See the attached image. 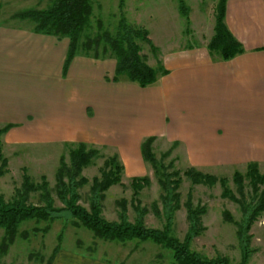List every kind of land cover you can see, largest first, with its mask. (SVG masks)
Segmentation results:
<instances>
[{
	"label": "crops",
	"instance_id": "1",
	"mask_svg": "<svg viewBox=\"0 0 264 264\" xmlns=\"http://www.w3.org/2000/svg\"><path fill=\"white\" fill-rule=\"evenodd\" d=\"M27 1L0 0L1 147L82 143L116 155L121 176L130 179L148 175L140 145L153 138L152 148L174 144L187 168L237 172L255 164L264 176V0L225 1L223 23L242 49L225 61L206 49L211 12L198 24L190 13L187 38H168L169 47L146 60L166 73L143 88L124 76L111 80L109 53L76 51L64 67L66 37L35 32L32 22L13 17L36 8ZM51 264L116 263L60 248Z\"/></svg>",
	"mask_w": 264,
	"mask_h": 264
},
{
	"label": "trees",
	"instance_id": "2",
	"mask_svg": "<svg viewBox=\"0 0 264 264\" xmlns=\"http://www.w3.org/2000/svg\"><path fill=\"white\" fill-rule=\"evenodd\" d=\"M93 0H52L48 7L38 9H25L13 15V17L29 20L33 23V30L55 37H66L68 40L64 67L68 64L76 51L85 54L91 53L94 58L107 53L115 60L112 81H117L124 76L129 82L138 87L151 85L158 74H165L160 66L152 68L147 65L146 57L141 52V44L148 46L154 53L147 31L139 26L128 23L123 13L124 0H118L117 20L114 34L106 30L96 34L93 38L85 37L83 32L89 28L91 4ZM226 0H216L213 10L212 36L206 49L211 55L221 60H228L242 51L240 44L227 31L224 19V5ZM177 12L188 25V7L183 0H176ZM97 22L98 29H101ZM99 43L100 54L97 55ZM6 128L0 129V135ZM153 138L145 139L140 145L141 157L148 164L156 183L160 189L158 198L159 208L155 203L151 205L153 215L161 221L160 228H148L144 225L145 208H139L136 199L138 193L150 184L146 176L132 177L129 181L131 198L129 205L135 216L128 220L125 200L116 202L118 216L116 221H107L101 216L102 201L105 192L112 186L121 185L122 166L116 155L106 157L98 168V175L90 179L88 186L87 209L79 204L78 190L87 185L88 181L81 175L86 167L92 164L98 156L97 150L88 148L79 143L67 149V163L63 158L59 159V165L54 174V193L60 204L56 207L50 196L48 185L44 176H40L38 183H32L22 168L21 182L9 201L0 195V229L3 239L0 245V254L6 251L16 233L18 226L26 221L52 222L56 220L71 221L74 226H81L90 231L93 238L101 241H126L151 242L171 251L170 264H230L224 258L215 257L205 259L192 252L189 247L193 239L200 236L205 228L202 226L201 217L204 208L192 207L189 194L184 202L186 229L181 241L172 236L174 213L179 208L178 187L180 177L177 171L168 172L169 167H164L157 162L151 152ZM168 153H166L167 155ZM7 160L2 156L0 149V177L6 172ZM182 175L191 185L211 187L218 183L221 196L231 201L235 200L226 187V179H216L212 175L204 174L189 167ZM243 178L247 179L251 193L255 195L250 201H239L240 219L234 223L236 245L239 259L236 264H246L253 250L249 248L251 226L258 220L264 211V176L259 174L255 164H248L244 176L235 172L232 182L242 189ZM37 193L39 204L28 201L29 195ZM226 222H232L231 217L223 214ZM57 245L52 249L45 264H51L55 254L60 249V235L56 239Z\"/></svg>",
	"mask_w": 264,
	"mask_h": 264
},
{
	"label": "rangeland",
	"instance_id": "3",
	"mask_svg": "<svg viewBox=\"0 0 264 264\" xmlns=\"http://www.w3.org/2000/svg\"><path fill=\"white\" fill-rule=\"evenodd\" d=\"M186 6H191L193 21L202 23L206 17L212 15L214 6L213 0H183ZM28 4L34 5L35 9L41 10L49 6L52 0H28ZM26 2V3H27ZM118 0H93L91 4V15L89 19V28L83 32L85 37L93 38L96 34L106 30L109 34H114L117 20ZM17 5V4H15ZM123 13L128 23L144 28L148 33V38L155 48L170 45L168 38L184 37L187 38L189 26L177 12L176 0H124ZM97 22H100L101 29H98ZM189 22V19H188ZM190 31V30H189ZM197 36V35H196ZM171 43H173L171 41ZM187 43L184 39L180 44ZM99 43L97 55L100 54ZM141 52L146 60L152 63V57H156L149 50L148 46L141 44ZM1 154L7 160V172L0 177V195L3 199L9 201L14 189L18 188L21 182V169H25V174L32 183H38L40 176H44L48 185V190L53 199L54 206L58 203L54 193V174L59 165V159L63 158L67 163V149L41 150L35 147L31 148H12L1 147ZM44 151V154H43ZM46 152V153H45ZM98 156L93 159L92 164L82 171L81 175L87 179V185L78 190L80 199L79 204L87 209L88 186L90 179L98 175V168L106 157L114 155L110 151L98 150ZM151 152L155 160L167 171H177L180 177L178 187L179 208L174 213L172 236L181 241L185 229V211L184 202L189 194L192 207L200 206L204 208V214L201 217L202 226L205 231L190 244L189 249L205 259L215 257L224 258L230 264H236L239 259V252L236 245L234 223L240 219L239 201H250L255 197L247 185V179L243 178L242 189L238 191L236 185L232 182L233 170L201 172L212 175L216 179L225 178L226 187L230 191L234 201L221 196V189L218 183L211 187L202 185H191L182 175L187 168L184 164L182 155L174 144L166 146L156 142ZM166 153H168L166 155ZM54 154V155H52ZM147 174L150 184L143 188L137 195L139 208H145L144 225L148 228H160L159 221L152 213L151 205L156 204L159 208L160 189L156 183L148 164ZM258 170V169H257ZM197 171V170H196ZM200 172V171H199ZM259 172V170H258ZM242 177L245 170L237 171ZM259 174H261L259 172ZM262 175V174H261ZM131 179V178H130ZM130 179L121 176V185H115L109 188L102 201L101 216L107 221H116L118 208L116 202L123 199L126 202L127 217L132 221L135 214L129 205L131 190L129 189ZM28 201L32 204H39L37 193L30 194ZM227 213L232 222H226L223 214ZM250 234L252 236L249 248L253 250L246 264H264V211L258 220L251 226ZM60 235L59 247L71 250L88 257L95 261L136 263V264H170L171 251L155 245L151 242H138L135 240L118 243L116 241H101L93 238L90 231L81 226H74L71 221L56 220L52 222L26 221L17 228V233L13 241L7 245L6 251L0 254V264H45L52 249L57 245V237ZM3 239V232L0 229V245Z\"/></svg>",
	"mask_w": 264,
	"mask_h": 264
}]
</instances>
